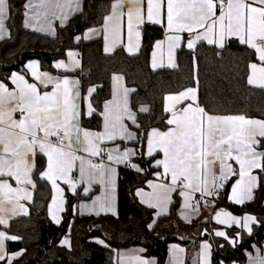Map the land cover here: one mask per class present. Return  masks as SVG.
<instances>
[{
    "label": "snow or ice",
    "instance_id": "6c2138e0",
    "mask_svg": "<svg viewBox=\"0 0 264 264\" xmlns=\"http://www.w3.org/2000/svg\"><path fill=\"white\" fill-rule=\"evenodd\" d=\"M23 9L25 28L55 36L54 22L58 20L63 26L81 12L82 0H26ZM12 10L11 0H0V40L9 32ZM145 24L164 29V39L153 45V70L178 68L176 52L181 47L195 53L198 45L206 43L224 50L235 39L254 57L247 64V85L264 91V0H112L101 28L89 29L83 39L102 34L106 54L124 47L129 55H136L141 50ZM75 39L79 41L81 37ZM220 54L217 51L216 55ZM68 56L70 63L59 61L55 67L74 72L80 67L78 53L69 52ZM27 68L33 82L18 73L10 78L13 88L0 82V225L7 227L11 218L28 214L22 201L32 200L38 180L51 184L49 213L56 223L60 222L57 213L64 210V189L58 181L68 185L73 194H78L77 188L83 185L85 196L94 184L100 185L101 194L91 205L81 204V212L90 209L96 215L115 214L117 173L113 165L126 164L143 171L133 158L145 155L139 150L144 142L146 155L151 158L149 163L157 169L154 175L163 182L149 181L152 191L145 193L140 189L136 194L142 203L158 209L157 215L166 210L171 194L178 189L184 208L197 211L199 202L192 203L195 193L199 192L201 198L218 196L219 190L234 177L237 179L231 185L229 200L235 204L253 200L254 191L264 185V119L245 114H213L203 106L195 75V55L196 86L164 95L166 130L153 127L145 133L140 132V114H151L152 109L147 104L138 108L134 105L131 94L136 89L124 86L122 75L113 73L111 98L98 108L92 102L97 86L89 87L87 94L82 95L79 79L41 72L36 62ZM84 115L99 116L100 130L83 127ZM97 157L100 159H94ZM184 218L188 219L187 215ZM214 219L228 227H241L249 234L250 225L256 222L252 215L237 217L224 209L216 211ZM215 235L232 244L237 242L224 231H216ZM17 239L20 238L0 231V261L12 264L23 255V250L11 254L6 251L5 242ZM62 244L70 246V241L65 238ZM173 248L177 253L183 252L175 245ZM209 255L210 245L205 243L202 264H210ZM125 259L127 264H155L139 255L121 256L117 264H124ZM175 264L182 261L176 259ZM249 264H264V252L257 248L255 256L249 254Z\"/></svg>",
    "mask_w": 264,
    "mask_h": 264
},
{
    "label": "trees",
    "instance_id": "16d2710c",
    "mask_svg": "<svg viewBox=\"0 0 264 264\" xmlns=\"http://www.w3.org/2000/svg\"><path fill=\"white\" fill-rule=\"evenodd\" d=\"M26 0H11L13 6L11 20L8 21L10 36L0 41V81L6 82L13 71H23L24 64L33 59L41 62L43 69L54 72L53 64L63 60L70 49L81 53L82 89L97 86L92 97L94 106L100 107L111 98L112 75L120 74L125 84L136 91L131 94L134 105H150L151 114H140L141 133L157 127L166 130L163 124L164 95L196 86L193 72V55L197 57L199 97L203 106L218 115L245 114L251 118L264 119V91L248 86L247 64L254 59L245 46L231 40L224 50L206 43L198 45L195 53L182 47L177 54L178 68L153 71L150 58L153 45L164 38V29L159 26L143 27L142 47L138 55L130 57L123 48L112 55L103 52V41L82 43L75 38L83 30L100 25L108 14L112 0H85L83 11L75 14L65 27L59 28L55 36H45L23 26V3ZM217 51L220 55L217 56ZM86 126L99 129L100 117L84 119ZM145 142L143 143V145ZM144 152V148L142 149ZM151 158L134 157L143 171L132 167H121L117 185V213L99 216H79L75 212L77 202L84 198L66 195V210L60 225L51 222L48 208L51 187L45 181H37L34 200L28 217L13 220L5 231L10 236L19 237L17 242H7L8 252H20L12 264H117L116 254L120 249L141 247L145 257H154L158 264H166L168 250L172 244L188 246L178 231L187 229L195 237L197 246L209 239L212 244L213 264L247 260L248 253L255 245L264 242V185L255 193L254 200L245 206H230L237 215L245 212L256 216L251 235L242 234L237 244L213 235V231L223 226L211 221H195L185 224L177 214L178 197L175 196L169 214L154 222V211L142 205L135 194L138 188L157 171L149 163ZM44 158L40 159L41 169ZM86 198V197H85ZM227 189L216 199L215 207H228ZM154 222V224H153ZM152 225L149 228V225ZM231 237L236 238L235 228H226ZM69 234L71 245H61L62 238ZM103 241L104 244L98 241ZM5 264V261H0Z\"/></svg>",
    "mask_w": 264,
    "mask_h": 264
},
{
    "label": "crops",
    "instance_id": "0c3cea01",
    "mask_svg": "<svg viewBox=\"0 0 264 264\" xmlns=\"http://www.w3.org/2000/svg\"><path fill=\"white\" fill-rule=\"evenodd\" d=\"M84 2H85V0H82V11H83V7H84ZM82 11H81V12H82ZM73 16H74V15H73ZM73 16H72V17H73ZM72 17H71V18L69 19V21L66 22L63 26L60 25V22H59L58 20L55 21V22H54V27H55L56 33H57V31H58L59 28H62V27L67 26V25L69 24L70 20L72 19ZM23 24H24V16H23ZM102 24H103V22H102L100 25H98V26L90 27V28H87V29L83 30L82 33L80 34L81 39H80L79 41L82 42V43H86V42L94 41V40H97V39H102V41H103V52H104V39H103V35H102V34L94 35L91 39H83V36L85 35V33H87V32L89 31V29H93V28H95V29H100ZM146 25H150V26H159V27H161L160 25H151V24H145L144 26H146ZM7 26H8V24H7ZM144 26H143V27H144ZM8 29H9V27H8ZM26 29H27V30H30V31H33V32H36V33H39V34H42V35H45V36H50V37H51V35L47 34V32H37V31L32 30L31 28H26ZM184 35H185V38H187V34H184ZM9 36H10V31L8 32V34L5 36V38H4L3 40H6ZM124 39H125V43H126V42H127L126 28H125ZM163 39H164V38H163ZM3 40H0V41H3ZM161 40H162V39H161ZM233 40H235V39H233ZM141 47H142V46H141ZM120 48H123V49H124V47H118L116 50H118V49H120ZM181 48H182V47H181ZM181 48H180V49H181ZM185 48H186V47H185ZM180 49H179V50H180ZM179 50H177V52H176V62H177V54H178V51H179ZM124 51H125V53H126L128 56H130V57H133V56H136V55L139 54V53H138V54H136V55H129V54L126 52L125 49H124ZM152 51H153V49H152ZM69 52L78 53L77 59H79V61H80V67L77 68L74 72H65V71L62 70V69H57V68L55 67V64L58 63L59 61H64L65 63H70V58H69V56H68V53H69ZM114 53H115V52H114ZM114 53L106 54V53L104 52L105 55H112V54H114ZM151 54H152V52H151ZM151 59H152V56H151V58H150V67H151ZM31 62H36V63H38L39 66H40V71H41V72H48L50 75H52V76H54V77H63V76H65V75H67V76H69V77L72 78V79H79L80 82H81V92H82V95H86V94H87V90H86L85 92H83V89H82V76H81V73H80V71H81V69H82V58H81V53H80V52H77V51L74 50V49H70V50L67 51L65 59H63V60H58V61L54 62V64H53L54 72H50V71H48V70L43 69V67H42V65H41V62H40L39 60H37V59H33V60H29V61H27V62L24 64V66H23V71H13V72L9 75V77H8V79H7L6 82H4V81H0V82L5 83L6 85H8L9 88H13L14 85H12V83H11V79H10L13 73H18V74H21V75H25V78L28 79L29 82H33V78L31 77V74H30V72H29V70H28V68H27V65H28L29 63H31ZM164 63H165V65L167 64V53H166V51H165V54H164ZM151 69H152V67H151ZM161 69H170V70H173V69L168 68V67H166V66L163 67V68H157L156 70H153V69H152V70H153V71H157V70H161ZM248 73H249V72H248ZM119 75H120V74H119ZM123 84H124V86L128 87V86L125 84V80L123 81ZM112 86H113V82H112ZM128 88H129V87H128ZM93 95H94V93H93ZM82 107H85V108H86V105H83V104H82ZM17 118H18V117H17ZM90 118H92V117H88L87 115H84L83 118H82V120H81V124H82V126L85 127V128H89V129L95 130V131L100 130V128H99V129H96V128H92V127H89V126H86V125H85V123H84V119H87V120H88V119H90ZM117 143H121V145H122V147H123V143H122V142L117 141ZM108 146H111V145L109 144ZM143 148H144V153H145L144 156H145L146 158H150V157H147V155H146V142H145V144L143 145ZM94 159L99 160L100 158L97 157V158H94ZM133 159H134V158H133ZM105 160H106V157H105ZM113 166L116 168V173H117V174H116V198H115V205H114V207H115V214H116V213H117V185H118V178H119V170H120L121 167H126V166L128 167V165H126V164H118V165H113ZM74 175H77V176H78V173H74ZM235 179H237V178L234 177L232 180H230V181L227 183V187H226V189H227V198H226V202H227L228 207H222V206H220V207H218V208H217V207H214V208H206V207L203 206V204H202L200 201H198V202H199V208H198L197 211H194V210H192V209H185L184 206H183V205H184V198H183L182 196L179 195V189H178L176 192H173V193L171 194V202L167 204L166 210H165L162 214L157 215L156 213H157L158 209H155V208H151V207H149L147 203H142V202H141V197L138 196V195L136 194V193H137V190H140V189H142L145 193L151 192V191H152V188L149 186V181H152V182H154V183H161V182H163V181L158 180L157 177H156L154 174H153V176L147 181V183H146V185H145L144 187H142V188H138V189L135 191V194H136V197H137L138 201H139L142 205H144V206H146L147 208H150V209H152V210L154 211V222H156V220H158L159 218H161V217H165V216H167V215L169 214V211H170V208H171L172 203L174 202V198H175V196H177V197H178V200H179V207H178V209H177V214H178L179 218L181 219V221L184 222L185 224H190V223L195 222V221H203V220H204V221H206V220H211V221L217 223L216 220L214 219V216H215L216 211H218V210H220V209H224V210H226V211L232 213V215L237 216V217H243V216H245L246 214H248V215H252V216L256 217L255 215H253V214H251V213H248V212H245V213H243L242 215H237V214H234V213L230 210V206L242 207V206H245V205H247V204H250V203L254 200V199H253V200H251V201H245L244 204H235V203H233L231 200H229V196L231 195V185L235 182ZM12 183H13V186L15 187V182L12 181ZM58 183H60V186L64 189V194H63V195H64V203H63V209H64V210L61 211V212H58V213H57V216H58L60 222H59V223H56V222L52 219V216L50 215V213H49V208H48V215H49V218H50V220H51V222H52L53 224H55V225H60V223H61L62 220H63V214H64V212H65V210H66V195H67V194H70L71 196H76V195L80 194V195H82V196L84 197V198H81V199L77 202V204H76V206H75V212L77 213V215H79V216H99V215H96L95 212H94V211H91L90 209H84V210H83V213H82V212H81V209H80L79 206H80L81 204H88V205H91L92 200H93L96 196H99V195L101 194V187H100V185H98V184H94V185L92 186V190H91V192H90L87 196H85V195L83 194V185H81V186H79V187L77 188V193H78V194H73V193L71 192V190L69 189L68 185L63 184V183L60 182V181H58ZM48 184H49L50 187H51V184H50V183H48ZM258 189H259V187L254 191V198H255V193H256V191H257ZM52 196H53V189H52V187H51V199H50V203H51V200H52ZM85 197H86V198H85ZM199 198H201V194H200L199 192L195 193V199L192 201V203L195 205V204L197 203V199H199ZM33 200H34V192H33V198H32L31 201H22V203H24L25 207L28 209V214H27V215H24V214L21 213V214L15 216V217L11 218V219L9 220L8 226H9V224H10L13 220L18 219V218L28 217V216L30 215V205L33 203ZM50 203H49V205H50ZM104 214H112V215H115V214H113L112 212H107V213H106V212H101V213H100V215H104ZM185 215H187L188 219H185V218H184ZM154 222H153V224H154ZM217 224H219V223H217ZM255 224H256V222L250 225L251 228H252V232H253V228H254V225H255ZM219 225L223 226L224 228H218V229H215V230L213 231V235L216 236V235H215L216 231H224V232L227 233V235L229 236V238L232 239V238H234V237H231V236L228 234L226 228H235V229L237 230L236 235H237V233L240 234L239 237H236V238H235L236 241H237L235 244H237L238 241H240V239L242 238L241 235H242L243 233L246 234V235H251V234H252V232H251V234H249L247 230H245V229H243V228H241V227H238V226H236V225H232L231 227H228V225H226V224H219ZM0 226H1L2 228H7V227H8V226L5 227V226H3V225H0ZM0 231H3V230H0ZM177 235H178L182 240L188 241V242L190 243V245H188V246H183V245L178 244V243L170 245L169 250H168V256H167L166 264H175V260H176V259H178L179 261H182V264H202L201 251H202V245L205 244V243H207V244L210 245V255L207 257V259L209 260L210 264H213L212 244H211V242H210L209 239L203 240V241H201L199 244H197V246H194L193 243H194V241H195V237L191 234V232H190L189 230H187V229L179 230L178 233H177ZM216 237H218V238H222V239H225L224 237H220V236H216ZM65 238H67V239L70 241V245H71V238H70V235H69V234L65 235V236L62 238V240H61V245L64 246V247H66V248H69L70 246L62 244V241H63ZM225 240H226V239H225ZM9 241H11V242H17V241H19V239H17V240H9ZM100 241H101V240H100ZM227 241H228L232 246L235 245V244H232V243L230 242V240H227ZM7 242H8V241L5 242L6 251H7ZM103 244H104V243H103ZM174 245L177 246L179 249H183V252L177 253L176 250L173 248ZM257 248L261 249V251L264 252V242H263L261 245H255V246L253 247V249L248 253V257H247V260H246L245 262H243V263H238V262L233 261V262H230V263H226V262L222 261L221 264H249V254H251L252 256H255V255H256V249H257ZM141 250H142V251H141ZM7 252H8V251H7ZM8 253L11 254V253H16V252H8ZM131 255H139V256L143 257L144 259H146V260H148V261H150V262H151V261H154L155 264H158L156 258H154V257H145V256H144V249L141 248V247H130V248L120 249V250L117 252V254H116V261H118L119 257H121V256H124L125 258H127V257H129V256H131ZM19 257H20V256H19ZM19 257H17L15 260H17ZM15 260H13V262H14ZM124 264H127V260H126V259H125Z\"/></svg>",
    "mask_w": 264,
    "mask_h": 264
},
{
    "label": "built area",
    "instance_id": "2783aa9c",
    "mask_svg": "<svg viewBox=\"0 0 264 264\" xmlns=\"http://www.w3.org/2000/svg\"><path fill=\"white\" fill-rule=\"evenodd\" d=\"M130 167V166H128ZM227 187V184H225V187L223 189L219 190V195L218 196H204L203 198L197 199V201H200L204 207L206 208H214L216 205V199L224 192L225 188Z\"/></svg>",
    "mask_w": 264,
    "mask_h": 264
},
{
    "label": "water",
    "instance_id": "95a60500",
    "mask_svg": "<svg viewBox=\"0 0 264 264\" xmlns=\"http://www.w3.org/2000/svg\"><path fill=\"white\" fill-rule=\"evenodd\" d=\"M143 149V143L139 145V150L142 151Z\"/></svg>",
    "mask_w": 264,
    "mask_h": 264
}]
</instances>
